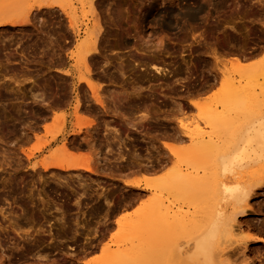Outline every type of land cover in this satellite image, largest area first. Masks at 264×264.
I'll return each mask as SVG.
<instances>
[{
	"label": "rangeland",
	"instance_id": "1",
	"mask_svg": "<svg viewBox=\"0 0 264 264\" xmlns=\"http://www.w3.org/2000/svg\"><path fill=\"white\" fill-rule=\"evenodd\" d=\"M17 1L15 2V0H2V3L0 0V12H3L0 16H10L12 14L11 17L17 20L21 16L19 20H23L24 18L25 20L28 19L27 22L29 25H27L26 27L24 26L25 29L23 28L22 32L19 27H4L0 29V38L4 37L6 40L3 49L10 54L9 64H5L3 56L0 55V70L3 69L1 67H3L4 65L8 67L7 68L5 66L8 69V71L6 72L7 74L5 73L4 76H0V103L5 102L6 104H8V106L6 105L8 109L9 106H13L10 107L11 109L17 108L16 106H18L19 101L15 100L14 91L18 87L19 90L25 94V100L21 102V108L24 110L22 116L24 117V120L26 119L25 121L28 120V125H30V123L33 124L30 125L33 130L31 132L30 130L27 132L30 135L27 140H23L24 142H21V140H17L18 142H15L17 138H21L18 137L19 134L23 133L24 130L26 131L25 126L27 127V125H25L24 128L21 129L19 127L21 125L16 124L17 129H21L19 130L20 133L18 131L11 132V127L15 121H9L8 129H11L9 130L11 133L8 132L6 141L3 140L4 144L0 142V173L4 167V164L6 165V167L7 164L11 165L7 167L8 169H11V167H16V169H11V171L13 170V173L15 171L16 173L19 171L18 175H21L20 177L22 178H19V182L17 183L19 186H22V188L19 187V192L21 191V194L23 195V197H21L22 199L20 205H22L21 207L22 209H24V212L22 213L20 209L18 210L17 208H12L11 206H8V204L6 205L4 203L2 205L0 201V264H111V253H117L118 250L129 246H118L117 244L112 243L116 239H120L122 237V230L119 232L117 226L113 223L114 218L120 213L131 210L140 201L152 197L153 193L151 194L150 191L142 189V179L144 178V176H151L152 173H154L150 170L148 171L147 167H152L153 169L155 167V170L158 171L155 172L156 174L162 173L167 175L175 172L184 175L189 174L191 177L202 176V168L205 165H208V162L202 164L200 161H197L194 158V156L196 157V154L194 153L195 150H193V146L197 139L194 138L193 142L190 139H184L185 141L179 139L180 136H182L181 133H183V130L180 129L179 126L180 124L183 125V127H185L188 131L190 130L189 132L192 133H197L198 129L202 130L201 132H203L204 134L209 132L208 128H199V124L202 121L203 114H205L206 111H209V109H212L214 104L223 101L226 97V90H224V86H222V83L224 77H227L226 75L224 77L221 76V73L224 70L228 71L230 69L229 59L232 58V56L230 55L231 52L236 54L239 53L240 56H245L246 60H244V62H246L247 65L245 68L247 72L248 70H256V72L258 70H261V72H264V34H262L264 33V25H262L261 27L262 30L260 28V30H258V27H255L256 24H254L257 19H262L261 21H263L264 4L259 3L260 0H220V2L219 0H99L98 2H100L101 4L97 8V12H99L100 14L102 26L105 27L103 28V36L105 35L104 38H106V41L103 42L106 44H104L103 42L100 43L102 46V48L100 49L101 55L95 54L94 58L88 59L86 62L90 79L99 85V94L103 99L105 105H108V111L102 114L100 113V111L98 114L97 111L95 113V111L93 110V104H91V101H89L90 99L85 100L82 97V94H84L83 91L86 90V87L83 84L77 83V79L81 75L80 72H83L85 70L82 67V64L79 63V55L77 54V44L79 39L81 38L82 33L80 34V37L75 38L73 34H71V30H67L65 32L66 27L68 28L69 22L73 24V27L77 30V32H80L81 28H84V25L90 21L91 18L89 17L90 14L88 12L90 0H60V2L62 3V9L56 10L55 13H53L54 11L50 12L49 10L48 12L47 9L45 10L44 8L38 10L35 6L40 0ZM261 1L264 2V0ZM199 7L201 11H203H198L196 15L191 16L192 13ZM16 11L18 12L17 15L15 13ZM117 11L119 13L121 11V14L118 15L119 13ZM168 11H173L176 13V15L172 16L168 13ZM116 12L118 14H116ZM242 13L247 14H244L243 16ZM117 15L121 19L117 17ZM242 16L244 18H242ZM248 17L249 19H251V22L248 21ZM238 18H240V20ZM160 20L162 21V23H164L165 21L169 22V27H167L166 29L165 27H161ZM243 20V24H239V22H242ZM113 21L117 24H114ZM136 22H138V24ZM115 25L116 27H114ZM118 26L119 29H117ZM227 26H235L237 33L234 32V34L232 32H229L231 33L229 36V30ZM54 27L56 31L54 30ZM61 27L63 29L65 28V30H63ZM60 28L62 29V31L60 32H62V34L64 32V34L66 35H62L63 37H65L64 41H61V39L63 38L60 35L61 33L59 31L57 33V29L59 30ZM117 30H120V33H118L119 36L118 34L116 35ZM52 33L55 37L52 38L53 42H55L52 45L53 47H56L54 48L55 51L53 54L51 53L52 50L50 49L52 46H49L50 44L47 38L49 36L50 38L53 37ZM201 33H203V35L205 34L206 40L204 38L200 39L199 36L201 35ZM224 33H228V36L226 34L224 35ZM225 38H227L228 40ZM42 39L44 42H41ZM159 40L162 42L159 43ZM201 40L203 41V43ZM57 42H59L58 44H61L62 47L65 46L63 47L64 50L61 46H58ZM144 43L145 45L143 46H147L145 47L146 49L142 46V44ZM56 44L58 46V51H56L57 46H54ZM135 44L136 46L137 44H139L137 48L141 47L142 49L144 48V50H150V48H152L151 45H154L153 49L155 47L156 50H154L155 52H152V54L155 53L154 55L157 58H165L164 61L162 60V63L160 64H162V66H164L166 69L168 68V71H171L172 69L173 74L171 75L169 73L168 75L167 73L168 76L164 75V77H159V75L156 74L154 70L151 69V71H149V67H147L146 69L147 73H143L145 72V70H139L136 66L130 65L133 64V60L138 58L137 55L134 56L135 52L132 47ZM158 44H160L161 47L156 46ZM41 45H43V48L41 47ZM204 46H206V48ZM131 47L132 52L130 51ZM212 48L215 49L217 53L216 61L214 60V56L212 55V53L215 52L212 50ZM157 49L160 50H158L157 52ZM0 52L3 51L0 50ZM132 53L133 55H131ZM65 55H68L69 57L68 63L65 62ZM103 55L107 59L106 64L101 60V57ZM132 58L134 59L132 60ZM119 61L124 62L122 64L125 67L124 71L126 77H124L123 79L122 77L118 76L119 73L117 70ZM191 61L194 64H192ZM163 62L165 64L167 63L168 67L167 64L165 66ZM160 64L156 65L159 66ZM21 66H26L32 69V71L30 72V74L23 75L21 72H19ZM185 67H187V69H185ZM174 69L176 70V72ZM65 70L70 71V73L72 74L71 78L64 77L62 75L63 71ZM219 75L221 76V78L219 77ZM150 76L153 78H151ZM147 77L148 79L152 80H149L148 82ZM155 77L156 79L158 78L160 80H156ZM130 78L135 80L134 84L132 82L133 80ZM72 79L77 84L75 91H73L72 85L70 84ZM245 81H242L240 85L246 86L247 84H245ZM33 83L39 84L43 86V88L39 89L38 87L33 85ZM129 83L132 84L133 87ZM79 85H83V89L79 88ZM168 85H170L171 88ZM238 85L239 84L236 83L234 87ZM134 87L140 90H136ZM259 88L260 87L257 88V86H252L250 88L255 94H257L259 98L258 103L260 101L262 102L264 99V88ZM134 89L137 92L139 91V101L137 97H134L133 95L135 92ZM161 91L164 95L161 93ZM75 94L77 95V100L79 102L77 115L82 118L79 122L81 123V125H83V128L81 129L79 134L71 133L73 124L77 122L74 111V105L76 102ZM165 94L167 95L166 98ZM124 95L125 99L123 98ZM148 95L150 96V99ZM153 95H156L155 97L157 100L154 99L155 97L151 98ZM160 95H162L163 97ZM157 96H159L161 99L163 98L166 112L170 110L168 113L165 112L163 118L166 116L165 119L167 122L171 118V122L169 121L167 123L165 121V123V119H163V121H155L154 123H151V130H153L150 132V134L147 133V130L145 132V127L147 126L146 121L140 122L141 126L140 128H138L139 130L136 131V133L135 131L133 133V130L129 128L126 130L125 128H119L117 126L118 129H121V132H118L119 135L117 138L121 139L122 142H124L119 146L117 138H115V135L112 133V129L116 126V123L114 121L115 114L112 112L114 104L125 105L129 104L132 101V104L139 102L141 104L143 103L144 105V103L146 104L148 103V101L153 100L154 102L152 101V109L153 107L155 108V115L156 118H158L161 116V114L157 112L159 108L155 107L154 105L159 106L160 103L158 101L161 99L157 98ZM113 98L114 102L112 104ZM136 100L138 102H135ZM191 100L200 103V106H198L200 109L197 107V105L199 104H197L196 106L190 105L189 101ZM175 102H178V104L176 105ZM141 104H139V108H141V110L138 109V111H133L135 113L134 115L138 117H141L145 115L144 113H146L145 110V112L142 111L144 106ZM110 105H112L113 107H109ZM166 105L168 106V108ZM46 107H48V109L44 110L46 109ZM86 108L93 112H86ZM93 113L98 116H95ZM131 114L133 115V113ZM88 121H92V126L89 128L84 127V124H86V122ZM164 124L167 125L165 126ZM141 128H143L144 130H142ZM162 128L164 131L162 130ZM165 130L167 131V133ZM141 132L143 135H140L144 136L145 138L138 135ZM167 134L170 136L167 137ZM163 136H165V138ZM171 136L174 138L178 137L176 139L180 140L181 142L175 140L174 138H171ZM169 137L171 139H169ZM163 142L177 147V158H175L163 148V144H161ZM62 144L66 145L69 152L79 157V162L82 165L89 166V168L94 171L91 173L86 172L83 169L60 171V169H57L55 167H49L46 170L41 169V164H50L53 161L52 159H54V156L56 154H59L57 150L60 151V147ZM123 145L124 149L122 148ZM145 147L146 150L144 152L142 149ZM120 149L123 150L121 151ZM5 150H7V152ZM187 150L189 153H191L189 154ZM4 151L6 152L5 154H3ZM134 152H139L140 155L136 157V155H134ZM24 153H32V156H30L28 159ZM14 154L16 155V157L14 156ZM131 154L133 155V157H129L132 156ZM119 155L126 156V159H123V161H121L122 159H117L120 158ZM163 155L168 157H164ZM170 155L173 157H170ZM183 155L185 159L183 158ZM185 155L186 157H190V159L193 158L191 159V161L190 159H188L189 161L187 160L191 165H189V163L185 161ZM188 155L194 156L191 157ZM161 156H163L164 158H162ZM3 157H8L5 158V161L8 163H6L4 159H2ZM8 159L10 161H7ZM127 159L129 161H127ZM151 159L154 160L152 161ZM163 159H166L165 164L168 160L167 164L168 162H170V165H165L164 161H162ZM16 160L19 161L16 162ZM156 160L158 161L155 165ZM192 160H194L195 163L197 162L195 166H192V162L194 163V161ZM20 161V164L23 165L21 168L19 167L20 164L18 163ZM150 161L153 163H151ZM159 161L161 163H159ZM183 162L188 163V165H185L186 163ZM199 162L200 164L198 165ZM129 163H131L130 166H134V169L133 167L127 166V164ZM157 163H159V165ZM32 164L36 165L34 169L31 168ZM136 164L138 165V167L136 166ZM160 164H163L162 167L160 166ZM157 165L159 167H157ZM17 167L19 168L17 169ZM156 167L158 169H156ZM193 167L194 171L191 170V168L193 169ZM126 168L129 172L126 170ZM160 168L163 169H161V171L159 172ZM197 168L198 172H196ZM8 169L7 172H11L10 169ZM129 169L133 170V172ZM37 170L38 174H35ZM29 172L31 173V175ZM155 173L153 175H156ZM28 174L30 176H27ZM13 178L15 179V181ZM13 178L9 176V184L7 183L8 189L9 187H11V189L13 187H16V185L14 186V184L16 183V177ZM30 178H37V180L39 178L35 185H37L38 187H43V184H45V187H43L45 189L43 191L45 192L49 188H55V190L60 188L58 189L59 191H56L58 194H61H59V196L61 197L58 198V195H56V201L58 202V199H65L68 197L66 199V209L67 213H69L70 215L67 217L62 216L65 218L63 219L60 215L61 211L57 212L56 210L55 213L52 214L55 217H50V215H47L46 210H42L43 212L41 210L36 211V209L32 206V195H29L30 193L27 194L28 189L30 190L31 188V183L29 182V180H31ZM20 179H22V181L24 180L23 183L20 182ZM10 180L12 181L10 182ZM41 180L43 182L40 184ZM133 180L140 182L139 188H132L131 186L124 184V182L126 181L133 182ZM44 181L47 182L44 183ZM64 181L66 182V184H61V182ZM11 183L14 184L10 185ZM37 183H39V185ZM24 184L26 186H24ZM54 184L58 188L55 187ZM60 184L62 186L64 185L63 187H65V189ZM67 187H69L71 191L67 189ZM61 191H64L65 193ZM70 192L74 194L71 195ZM103 192L111 194L109 195L110 198H114V196H116L114 198L115 201L113 198H111V200L115 203L116 201L119 202L117 205L123 202L118 206V208L115 207L114 210L110 211V214L108 215H110L111 217H107L108 219L106 218V220L102 218L103 215H99L101 214V212L103 213L105 209H101L100 207L103 203L104 195H101V193L103 194ZM129 192H132L131 194L135 196L129 194ZM135 192L138 193L137 196ZM66 194L68 195L66 196ZM104 194L107 195L106 193ZM112 194H114V196ZM128 194L131 195L130 198H132V196L133 198L136 197V201L133 199V201H135L133 202L131 199H129ZM198 194L199 193L196 190L191 191L186 196H176V198L172 195L163 194L161 199L166 207H170L172 212H177L183 216L188 215V220L191 218V215L198 210L197 205L201 207L203 204H207V200H202V197L200 198V194ZM42 196L43 198L45 197L44 195H41V197ZM196 197L197 199H195ZM79 200L81 201V203ZM76 201H79L78 211L76 208ZM129 201H132V203H130ZM127 202H129L130 204L126 207L123 206V204ZM249 204L250 207L252 206L251 209L247 211V214L249 216L243 218V221H241L242 219L237 220L239 226L240 223L241 226L239 227V229H237V231H235L232 238L228 241V244L226 245L227 242L223 243L222 247H220V249H223V253L225 252V257L223 256L220 259L221 262L219 264H264V243H253L247 241V246L242 244L244 243L245 238H247L248 236L259 237L264 240V198L262 196L257 197L253 200H250ZM121 206L122 208H120ZM123 207H125L126 210ZM39 208H41V206H39ZM56 208H58V205H56ZM255 209L257 210L254 211ZM93 210H97V213L96 215L94 214V217L85 216V214H90V212ZM83 212H85V214L81 215ZM99 216L104 220H101L102 224L99 220L101 219ZM18 217H20V219ZM22 218H33L34 224L32 226L30 224H24L25 222H22L24 221ZM60 218L63 222L59 220ZM84 218H86V220H84ZM64 220L70 221L71 224L65 221L66 224H64V231L59 230L60 226L63 227ZM78 220H80V222L82 221L83 225L84 221H87L85 222L86 227L85 225L83 226L82 223H80ZM98 220L100 221L101 225L98 223ZM9 221L14 222L11 223L13 227H9L11 225H9ZM77 221L83 227L79 226ZM50 222H53V226L58 229L57 231H53L52 228V233L54 232L55 234V231L58 232L56 236L54 235L56 237V240L54 239L55 241L50 235L47 234V230L52 227V224H50ZM57 222L60 223V225ZM74 222L77 223L74 224ZM95 222H97V226ZM14 224L16 225V227L14 226ZM77 224L78 226H76ZM66 226L71 227L66 228ZM73 226L76 229L79 227L81 228L75 231V228L73 229ZM94 226H96L95 230L97 229V234L93 232L94 228L92 229V227ZM15 229H17L16 231H18L19 234L18 232L13 231ZM37 229L43 230V234L37 233ZM69 229L71 230L69 231ZM104 229H106L107 231ZM188 230V227L177 230L167 238V242H162L160 246L154 245L152 248L155 250V253L152 254V258H149V263L159 264L160 260H163L164 262L162 261L160 264H165V260L167 257L166 255L170 254V247H172V245L175 243L173 247H175L176 245V248L178 247V249L172 248L173 250L176 249L174 250L175 254L172 255L173 257L171 256L172 259L170 262L167 259L168 262L166 264H187V260L185 262V259H187V254L185 255L184 252H188V247H185L186 242H188L187 239L189 238ZM101 232H103L104 234ZM98 235H100L101 237ZM57 237H60L61 239H58ZM182 243H184V246H182ZM224 244L227 247L224 246ZM240 245H244L245 249ZM181 247L183 248V250H181ZM161 256H164V258ZM223 259L226 260L224 261Z\"/></svg>",
	"mask_w": 264,
	"mask_h": 264
},
{
	"label": "bare ground",
	"instance_id": "2",
	"mask_svg": "<svg viewBox=\"0 0 264 264\" xmlns=\"http://www.w3.org/2000/svg\"><path fill=\"white\" fill-rule=\"evenodd\" d=\"M16 1L17 0H15V2ZM98 1L99 0H90L89 1V6H88L89 7V11L88 12L90 14L89 17L91 19H90V21L88 23H86L84 25V28H81L80 32H77V30L74 29L73 24H71V22H69L68 28L66 27V30H65V28L64 29L62 27L61 28L63 30H65V32L67 30H71V32H72L71 34H73V36L75 38L76 37H80V34L82 33L81 38L79 39L78 44H77V54L79 55V63L82 64V67L85 70L83 72H80L81 75L77 79V83L83 84L86 87V90L87 91L84 90L83 91L84 94H82L83 99H85V100H89L90 99L89 101H91V104H93V110L95 111V113L97 111L98 114H99V112L101 111L100 113L102 114V113L108 111V108H107L108 105L107 106L105 105L103 99L101 98V96L99 94V92H100L99 91V85L97 83L93 82L90 79L88 66L86 65V62H87L88 59L94 58L95 54H98V55L100 54V49L102 48V46H101L100 43H102L103 41L104 42L106 41V38H104L105 35L103 36V34H104V29L103 28H105V27L102 26V23H101L102 21H101L100 14H99V12H97V8L101 4ZM1 2H2V0H1ZM1 2H0V4H1ZM17 2H19V1H17ZM219 2H220V0H219ZM257 2H259V1H257ZM259 3L264 4V2H262L261 0H260ZM262 4H261V6H262ZM259 6H260V4H259ZM35 7L38 10L44 8L45 10L47 9V11L48 10L50 12L51 11H54L53 13H55L56 10H58V9L61 10L62 9V3L60 2V0H40V1L37 2V4H36ZM0 8H1V6H0ZM198 9H200V7ZM198 9L196 11H194L191 16L196 15V13L198 11H201V9L200 10H198ZM17 11L15 12L16 15L18 14ZM260 11H261V9H260ZM117 12H116V14L119 13V12L118 13ZM2 13L3 12H0V15ZM15 13H13V14H15ZM29 13H30V11H29ZM168 13L170 15H172V16L176 15V13L173 12V11H168ZM120 14H121V11H120V13L118 15H120ZM244 14H243V16H244ZM11 15L10 16H8V15L7 16H0V29H2L4 27H19V29L22 32V29L24 28V26L26 27L28 25V22H27L28 19L25 20V18H24L25 16H24L23 17L24 19L22 18L23 20H19V18L21 17L19 15L20 17L17 20V19H14L13 17H11ZM118 15H117V17H119ZM243 16H242V18H244ZM238 19L240 20V18H238ZM246 19H247V17H246ZM111 20H113V19H111ZM261 20L262 19H257L256 22L254 23V24H256L255 27L256 26L258 27V30L261 29L262 25H264L263 24L264 17H263V21H261ZM248 21L251 22V19H249V17H248ZM243 22H244V20L242 22L240 21L239 24H243ZM115 23L116 22H114V24ZM136 23L138 24V22H136ZM234 24H238V23H234ZM103 25H104V22H103ZM61 26H63V25H61ZM160 26L161 27H165V29H166L167 27H169V22L165 21L164 23H162V21L160 20ZM56 27H58V26H56ZM114 27H116V25ZM134 27H136V26H134ZM60 29L59 30L57 29V33H58V31L59 32L62 31V29L61 30ZM117 29H119V26H118ZM54 30H55V27H54ZM228 30H229L228 33L229 32H232V33L235 32V33H237V30L235 29V26H229L228 27ZM224 32H225V30H224ZM260 32H262V31H260ZM54 33H56V32H54ZM60 33H61L60 34L61 37H63L62 35L64 34V32H63V34H62V32H60ZM118 33H120V30H117L116 35ZM228 33L227 34L224 33V35L226 34L228 36ZM230 34L231 33H229V36H230ZM262 34H264V33H262ZM52 35H53V37H51V38H50L49 35H48L49 37H47L48 38V41H49V44H50L49 46H52V47L50 48L48 45L47 46L52 50L51 53L53 54L54 51H55L54 48H56V47H53V45H52L53 43H55V42H53V39H52V38H55L54 37V34L52 33ZM64 36H66V35L64 34ZM118 36H119V34H118ZM199 37H200V39L201 38H204L205 39V34L203 35V33H201V35ZM36 38H38V37H36ZM227 38H225V39H227ZM39 39H41V38H39ZM58 39H61V38H58ZM64 39H65V37H63L61 39V41H64ZM54 40H56V39H54ZM230 40H231V38H230ZM5 42H6V40H5L4 37L0 38V50L3 51V52H0V53H2L0 55L3 56V58H4L3 60L5 61V64H9V62H10L9 61L10 54L7 53L3 49V47L5 46ZM41 42H44L43 39L41 40ZM46 42H47V40H46ZM136 42H134V43H136ZM160 42H162V41L159 40V43ZM58 43L59 42H57V44ZM60 43H63V42H60ZM202 43H203V41H202ZM57 44L54 45V46H57ZM104 44H106V43H104ZM138 45L139 44H137V46H136V44H135L134 45L135 47L132 46L133 47V50L135 52L134 53L135 54L134 56L137 55L138 58H136V59H138V60L135 59L136 60V62H135V60H133L134 58H132L133 62L132 61L131 62L133 64H130V65L136 66L139 70H145V72H143V73H147L146 72V69H147V67H149L150 68L149 71H151V69L154 70L155 73L159 75V77L160 76L162 77V75L168 76L169 73L171 75L173 74L172 73L173 70L171 69L172 67L170 68L171 71H168L169 70L168 68L166 69L164 66H162V64H160V63H162V60L164 61L165 58L164 59L157 58L154 55L155 53L152 54V52H155L154 50H156L155 47L153 49V46L154 45H151L152 48H150V50L149 49L144 50V48L147 47V46H145V47L143 46V45H145V43L142 44V46L144 47L143 49L141 47L137 48ZM58 46H61V44L60 45L58 44ZM58 46H57L56 51H58ZM156 46H160V44H158ZM41 47L43 48V45H41ZM61 47H60V49H61ZM63 47H65V46H63ZM63 47H62V49H63ZM132 47H131L130 51L132 50ZM204 47L206 48V46H204ZM62 49H61V51H62ZM158 50H160V49H157V52H158ZM212 50L215 51V49H213V48H212ZM212 50H210V51H212ZM180 51H181V49H180ZM131 55H133V53ZM212 55L214 56L213 58L216 61L217 60V57H216L217 53H216V51L214 53H212ZM230 55L232 56V58H230L231 60L229 59V61H230V64H229L230 69L228 71L224 70L221 73V76L224 77L226 75V77H227V78L224 77L223 83H222V86H224L223 87L224 90H226V94H225L226 97L224 99L225 101L223 100V101H220L217 104H214V106H213L212 109H209V111H206V113L203 114L202 121L199 124L200 125L199 128H201V129L208 128L209 129V132H207L206 134H204L203 132H201L202 130H199L198 129L197 130L198 131L197 133H192V132H189L190 130L188 131L185 127H183V125L180 124V126H179L180 129L183 130V133H181L182 136H180L179 139H181V140L190 139L192 142H193V139L194 138L197 139L196 142L194 143V146H193V148H194L193 150H195L194 153L196 154V157L194 155H192V156H194V158L197 161H200L202 164L208 162L207 163L208 165H205L202 168V171H203L202 172L203 173L202 176L201 177H197V176L191 177L189 174H185L184 175V174L175 173V172L170 173V174H167V175L166 174H162V173L156 174L155 172L157 170H155V167H154V169L152 167L151 168L150 167H147L148 168V171L150 170L151 172H154L156 175H153L154 173H152L151 176H149V175L148 176H144V178L142 179V182H143L142 189L143 190L150 191L151 194L153 193L152 194V197L149 198V199L147 198V199H144V200L140 201L131 210L125 211V212L122 211L123 213L118 214L114 218L113 223L117 226V229L119 230V232L122 230V232H121L122 233V237L120 239H116L112 243L117 244L118 246H125V245H129V246H127V247H125V248H123L121 250H118L117 253L116 252H112L111 255H110V257H111V261H110L111 264H150L149 263V260H150L149 258H152V254L155 253V250L152 247L154 245L160 246L162 242H167L166 241L167 238L170 237L175 231L180 230V229H184L186 227L189 228V230H188L189 238L187 239L188 242L185 241L186 242L185 247H188V252H184L185 255L187 254V257H186L187 259H185V262L187 260V262H186L187 264H190V263L191 264H219L221 262L220 259L223 256L225 257V254H224L225 252L223 253V249H220V247H222L223 243H226V242H227L226 243V245H227L228 244V241L232 238V236L235 233V231H237V229H239V227L241 226V223H240V226H239L237 220L238 219H242L241 221H243L244 220L243 218L249 216L247 214V211H249L251 209V207H252V206L251 207L249 206L250 205L249 204V201L250 200H253V199L257 198V197H260V196H262L264 198V99H263L264 98V95H263V98H262L263 101L262 102L260 101L258 103L259 98H258L257 94H255L252 91V89H250L252 86H257V88L258 87L264 88V72H261V70H258L257 72H256V70H253V71L248 70V72H247V70H245V68L247 66L246 65V62H244V60H246L245 56H243V55L240 56L239 53L236 54V53H232V52H231ZM57 56H58V54H57ZM51 57H53V56H51ZM65 57H66L65 62L68 63V61H69L68 60V58H69L68 55H65ZM210 57H212V56H210ZM101 60L103 61V63H105V64L107 63V59H106V57L104 55L101 57ZM120 60H121V58H120ZM59 61H60V59H59ZM62 62H64V61H62ZM61 63H59V64H61ZM122 63H124V62H120L119 61V63H118V70H117L118 73H119V75L117 73L116 74L118 76L122 77V79H123L124 77H126L125 76L126 74H125V71H124L125 67L123 66ZM156 64H160L164 68H162L160 65L158 66ZM166 64H165V66H166ZM192 64H194V63L192 62ZM5 66L6 65H4L3 67H1V68H3V69H1L2 71L0 70L1 73H3V71L5 73L8 71V69H7L8 67L6 66L7 67L6 68ZM167 67H168V64H167ZM187 67H185V69H187ZM142 68H145V69H142ZM19 70H20L19 72H21L23 75L30 74V72L32 71V69H30V68H28L26 66H21ZM175 72H176V70H175ZM252 72H254V73H252ZM5 73H3V75ZM167 73H168V75H167ZM156 74H154V75H156ZM3 75L0 74V76H3ZM62 75L64 77H70V78L72 77V74L70 73L69 70L63 71ZM118 76H117V78H118ZM166 76H165V78H166ZM221 76L219 75L220 78H221ZM120 77H119V79H120ZM148 77H149V74H148ZM148 77H147V79H148ZM156 77H158V76H156ZM156 77H155V79H156ZM145 78H146V76H145ZM151 78H153V77H151ZM130 79H132V78H130ZM149 80L150 79H148V82H149ZM158 80H160V79H158ZM242 81H245V84H247V85L246 86H241L240 84H241ZM132 82L134 84L135 80H133ZM236 83H238L239 85L236 86V87H234ZM70 84L72 85L73 91H75L76 90V86H77L76 82H74V80L72 79ZM33 85H35L39 89H42L43 88V86H41L39 84H36V83H33ZM83 85L82 86L79 85V88H82L83 89ZM130 85L132 86V84H130ZM168 86H170V85H168ZM170 88H171V86H170ZM135 89H134V91H135ZM138 90H140V89H138ZM165 90H166V88H165ZM85 91H86V94H85ZM14 92H15V100L16 101H19L18 102L19 103L18 106H16L17 108L11 109L10 107H13V106H9V109H8V107H6V105H5V102H4V104L0 103V142H2V143H3V140L6 141V139H7L6 136H8L7 135L8 132L9 133H11L12 131H18L19 132V130H21L22 128H24L25 125H27V127L25 126L26 131L24 130L23 133L19 134V136L17 134V136L18 137H21V138L20 139L17 138V137H16L17 139L14 138V139H16V141L14 140L15 142H18L17 140H19V141L21 140V142H22L23 140H27L28 139V137H29L30 134H28L27 132L29 130H30V132L33 130L31 128V126H30V125H33V124L30 123V125H28L29 124V122H27L28 120L25 121L26 119L24 120V117L22 116V113H24V110L21 108V102L23 100H25L24 99L25 98V94L23 92H21L18 87H17V89ZM138 92L135 91L134 94H133L134 97H137V99L139 97L138 96V94H139ZM159 92H158V94H159ZM161 93L163 94L162 91H161ZM153 94H154V92H153ZM150 96H151V94H150ZM150 96H149V99H150ZM155 96L153 95L151 98H153ZM166 97H167V95L165 96V98ZM114 98H115V96H114ZM114 98L112 99L113 101L111 100L112 101V104L114 102ZM123 98L125 99V95L123 96ZM157 98H160V97L157 96ZM75 99H76L75 100L76 102H75V105H74V111H75V117H76L77 122H75L73 124L72 129H71V133L72 134H79V132L83 128V125H81V123L79 122L82 118L77 115V110L79 108V102L77 100V95L76 94H75ZM154 99H156V97ZM161 100H163V98ZM138 101H139V99H138ZM138 101L136 100L135 102H138ZM152 101L153 100L148 101V102L149 103L151 102V104H152ZM130 103L129 104H125V105H122V104H114V107L112 105L109 106V107H111V106L113 107L112 108V112L115 114V118H114L115 120L114 121H115L116 124L114 122L113 123L116 126H115V128L112 129V133L115 135V138L118 137V135H119L118 132L121 130V129H118V127L119 128L123 127L126 130L129 128V129L133 130V133H134V131L136 133V131L139 130L138 128H140V126H141L140 125L141 124L140 123L141 121H146L147 122V121H150V120H155V118H156L155 108L154 107H153L154 110H150V109H147L146 110V108H145L146 106H144L143 103L142 104L140 103L141 105L144 106V107L142 106L143 107V110L142 111L145 110L146 113H144L145 115L141 114L143 116L138 117V116L134 115L135 113L133 111H138V109L141 110V108H139L140 105L137 104V103H134V104L131 103L132 104L131 105ZM149 103H148V105H149ZM175 104L177 105L178 102H175ZM189 104L192 105V106H196L197 104H199V105H197V107L200 106V103H198L197 101H192V100L189 101ZM10 105H12V104H10ZM7 106H8V104H7ZM54 107H55V105H54ZM155 107H157V106H155ZM167 108H168V106H167ZM47 109H48V107H46V109H44V110H47ZM148 110H150V112ZM204 110H206V109H204ZM85 111L88 112V113L89 112H93V111L88 110L87 108H86ZM157 112L160 113L159 110H157ZM164 112H166V111L164 110ZM168 112H166V113H168ZM131 113H133V115ZM162 113H160V114H162ZM138 114H140V113H138ZM170 114H171V112H170ZM95 116H98V115H95ZM160 117L162 119V115ZM160 117H158V119ZM165 117L163 119H165ZM170 119H169V121H170ZM13 120L16 123L15 122L13 123V125L11 127L12 130L11 129H8V122L9 121L10 122L11 121L13 122ZM165 121H166V119L164 120V122ZM16 124H18V125L20 124L21 126H19V127L21 129L18 130ZM84 125H85L84 127L89 128V127L92 126V121H88ZM164 125L166 126L167 124H164ZM162 126H163V124H162ZM154 127H156V126H154ZM170 127H172V126H170ZM91 129H93V128H91ZM141 129L144 130L143 128H141ZM9 130H11V132ZM142 130H140V131H142ZM162 130H163V128H162ZM203 131H207V130H203ZM145 132H146V129H145ZM166 133H167V131H166ZM140 134H142V132L139 133L138 135H140ZM161 134H162V131H161ZM168 134H167V137L170 136ZM163 135H164V132H163ZM172 136H171V138H174ZM140 137H144V136H141L140 135ZM163 137L165 138V136H163ZM113 138H114V136H113ZM171 138L169 137V139H171ZM176 138H178V137H176ZM176 138H174V139L175 140H178ZM117 140H115V141L119 142L118 143L119 146L124 143L119 138H117ZM178 141H180V140H178ZM6 143H5V145H6ZM107 143H110V142H107ZM161 144H163V148L165 150H167L171 155H173L175 158L178 157V155H177L178 152L176 150L177 149L176 146H173V145H171L169 143H166V142H163ZM190 144H191V142H190ZM122 148L124 149V145L122 146ZM117 150H119V149H117ZM5 151L7 152V150H5ZM5 151H4L3 154L6 153ZM21 151H20V153H21ZM57 151L59 152V154H56L54 156V159H52L53 161L50 164H46V163L45 164H41V167H42L41 169L46 170L49 167H55L57 169H60V171L61 170H63V171L76 170V169H83L86 172H90V173L94 171V170L92 171L89 168V166L82 165L79 162V157H77V156L73 155L71 152H69L67 150V147H66L65 144H62L61 147H60V151L59 150H57ZM187 152H188V150H187ZM188 153H186V154H188ZM24 154L26 155V157L28 159H29L30 156H32V153H29V154L24 153ZM115 154H116V152H115ZM182 154H183V152H182ZM126 155H127V152H126ZM159 155H161V154H159ZM171 155H170V157H173ZM14 156L16 157L15 154H14ZM163 156H161V157L162 158L168 157V156H164V157ZM188 156H191V155H188ZM119 157L120 158H117V159H119V160L122 159L121 161H123V157L124 156L119 155ZM129 157H133V155L132 156H129ZM185 157H186V155H185ZM5 158H8V157H3L2 159H4V161H5ZM20 158H22V157H20ZM20 158H19V160H20ZM150 158H152V157H150ZM183 158H184V155H183ZM154 159H157V158H154ZM154 159H151V160L153 161ZM188 159H190V157H186V160L185 161L188 162L189 161ZM191 159H193V158H191ZM191 159H190V161H191ZM13 160H11V161H13ZM19 160H16V162L19 161ZM165 160L166 159H163L162 160V161H164V164H165ZM7 161H10V160L8 159ZM127 161H129V160L127 159ZM157 161L158 160L155 161V165H156V162ZM167 161H166V164H167ZM192 161H194V160H192ZM5 162H3V163H5ZM125 162H123V163H125ZM186 162H183V163H186ZM200 162L198 163V165L200 164ZM6 163H8V162H6ZM18 163L20 164L21 161L18 162ZM151 163H153V162H151ZM159 163H161V162L159 161ZM159 163H157V164L159 165ZM169 163L170 162H168V164ZM188 163H189V165H191L190 162H188ZM188 163H186L185 165H188ZM196 163H195V161H194V163L192 162V164H193L192 166H195ZM130 164H127V165L130 166ZM158 165H157V167H159ZM162 165L160 164L161 167H162ZM4 166L5 167H3V166L2 167L4 169H6L8 166H11V165H8L7 164V167H6V165L4 164ZM13 166H15V165H13ZM22 166L23 165L20 164L19 167L21 168ZM35 166H36L35 164H32L31 168L34 169ZM136 166L138 167L137 164H136ZM19 167H17V169ZM118 167H120V166H118ZM130 167H133V169H134V166L133 165L130 166ZM157 167H156V169H158ZM188 167H190V166H188ZM196 167H198V166H196ZM12 168H14V167H11V169ZM121 168H122V166H121ZM123 168H125V167H123ZM199 168H200V166H199ZM0 169H1V167H0ZM7 169H6V171H7ZM11 169H10V171H11ZM14 169H16V167ZM161 169H163V168H160L159 172L161 171ZM126 170H127V168H126ZM191 170L194 171V167H193V169L191 168ZM130 171L133 172V170H130ZM172 171H173V169H172ZM18 172H17V174H18ZM37 172H38V170L36 171L35 174H38ZM151 172H150V174H151ZM196 172H198V168H197V171ZM6 173L7 172H5V174H4L5 176H6ZM0 175H1V173H0ZM30 175H31V173H30ZM30 175L28 174L27 176H30ZM2 177H4V176L2 175ZM10 177H11V174H10ZM37 177H39V176H37ZM54 177H53V179H54ZM12 178H13V176H12ZM20 178H22V177H20ZM30 179L31 180H29V182L31 183L30 186L32 188V187H34L35 183L39 180V178H38V180H37V178H35V179L30 178ZM20 180H21L20 182L23 183L24 180L23 181H22V179H20ZM3 181H2V179H0V185L3 188L2 190H4V187H5L4 186L5 185L4 183L5 182L8 181L7 183L9 184V178L5 182H3ZM11 181L12 180H10V182ZM14 181H15V179H14ZM42 182L43 181L41 180L40 184ZM46 182L47 181H44V183H46ZM16 183L15 184L13 183L14 186L16 185ZM62 183L64 185L66 184L65 181L64 182H61V184ZM13 184L11 183L10 185H13ZM37 184L39 185V183H37ZM85 184H84V186H85ZM124 184H126L128 186H131L132 188H139L140 187V182L139 181H134V180H133V182H127L126 181V182H124ZM24 186H26V185L24 184ZM54 186H55V184H54ZM39 187H40V189H37L36 190L37 191L36 192L37 193L36 196L38 197V201H39L38 203L41 204V209L40 210L41 211L42 210L45 211V209L48 207V203H49L47 200H45L46 199L45 198L46 195H45V192L43 191V190H45L43 188V187H45V184H43V187H41V186H39ZM55 187H57V186H55ZM9 188H11V187H9ZM13 188L15 189V187H13ZM31 188L27 192V194L30 193L29 195L32 194V189ZM36 188H38V187H36ZM63 188L65 189V187H63ZM17 189H19V188H17ZM58 189H60V188H58ZM58 189H56V190L59 191ZM67 189H69V187H67ZM2 190H0V191H2ZM5 190H4V192H5ZM56 190L54 188L55 194L58 195V193H57ZM139 190H141V189H139ZM194 190H196L200 194V198L202 197V200H204V199L207 200V204H203L201 207L197 205L198 210L195 213H193L191 215V218L188 219V220H187L188 215L187 216H183V215H181V214H179L177 212H172L171 209H170V207H166L164 205L162 199H161V197H162L163 194L172 195V196H175V198H176V196L177 197H179V196H186L187 194H189L191 191H194ZM4 192H2V193L4 194ZM61 192L65 193L64 191H61ZM107 192H103V194L101 193V195L102 196L104 195V197H103V203L101 201L102 206H100V207H101V209H104V208L105 209H104V212L103 213L101 212V214H99L101 216L103 215L102 218L105 219V220H106L107 217L110 216V215H108V214H110V211L114 210L115 207L118 208V206L123 203L122 202L119 205H117L119 202H117V201H116V203L113 202L111 200V198H113V197L110 198L109 195H111V194H107ZM6 193H8V192H6ZM6 193H5V195H6ZM67 193H68V191H67ZM104 193H106L110 199ZM127 193H126V195H127ZM131 193L129 192V194H131ZM142 193H140V194H142ZM72 194H74V193H71V195ZM129 194H128L129 199H131L132 201H133V199L134 200L136 199V197L133 198V196H135V195L131 194L133 196H132V198H130L131 195H129ZM41 195H44L45 196L44 197L45 199L43 198V196L41 197ZM67 195L68 194H66V196ZM112 195L114 196V194H112ZM137 195H138V193H136V196ZM62 196H63V194H62ZM59 197H61V196H58V198ZM115 197L116 196H114V198ZM128 197H127V199H128ZM6 198H8V197H6ZM6 198H4V199H6ZM13 198H15V197H13ZM67 198H65V199H67ZM4 199H2L3 200V203H4V201H6ZM195 199H197V197ZM114 201H115V199H114ZM132 201L131 202L129 201V202L132 203ZM135 201H133V202H135ZM7 202H9V201H7ZM15 202H17V203L19 202L20 203L21 201H16V199H13L12 201H10V205L8 204V206H11L12 207V205H15L16 204ZM78 202L77 201L75 202L76 203V206H77L76 207L77 208V211L79 210V203ZM120 202H121V200H120ZM129 202L124 203L123 206H125V207L128 206L130 204ZM1 203H2V201H1ZM3 203H2V205H3ZM19 203H18V207H20L19 206L20 205ZM80 203H81V201H80ZM15 207H17V206L15 205ZM125 207H123V208L125 209ZM255 207H258V206H255ZM21 208H20V211L23 213L24 212V209H21ZM58 208H55V211L56 210H57V212L58 211H61V206H58ZM120 208H122V206ZM252 209H254V208H252ZM256 210L257 209H255L254 211H256ZM36 211H37V209H36ZM0 212H1V210H0ZM98 212H99V210H98ZM116 212H117V210H116ZM60 215H61V218L65 219L64 217H62L63 216V212L62 211H61V214ZM81 215H84V214L82 213ZM112 215H113V212H112ZM18 218L20 219V217H18ZM61 218L59 219L60 221H61ZM102 218L99 219V220L100 221L101 220L104 221ZM23 220L24 221H22V222H25L24 224H28V225L30 224L31 226L34 224V219L33 218H31V219L25 218ZM80 220H78V221L80 222ZM84 220H86V218H84ZM99 220H98V223L100 224V221ZM65 221L66 220H64L63 227L60 226L59 230H63L64 231V224H66ZM102 221H101V224H102ZM245 221H246V219H245ZM61 222H63V221H61ZM66 222H69L71 224V222L68 221V220ZM79 222H78L79 226H82L83 225L82 221L80 222V223H82V225H80ZM85 222H87V221H84V225H85ZM11 223H14V222H10L9 221V225ZM76 223L74 222V224H76ZM95 223H96V226H97V222H95ZM15 224H14V226L16 227ZM58 224L60 225V223H58ZM78 224L76 226H78ZM71 226H69V227H71ZM74 226H73V229L75 228ZM96 226L92 227V229L94 228L93 232L95 234H97L96 233L97 232L96 231L97 229L95 230ZM9 227H13L12 224ZM17 227H18V224H17ZM69 227L66 226V228H69ZM85 227H86V225H85ZM52 228H53V226L50 229L47 230L48 231L47 234L50 235L53 238V240L54 239L56 240V237L55 236H56V234H58V232H56L58 229L56 228L55 234H51ZM61 228H63V229H61ZM80 228L81 227H79L77 229H80ZM104 228H106V227H104ZM77 229L75 228V231H77ZM16 230L17 229H15L13 231H16ZM70 230L71 229H69V231ZM104 230H106V229H104ZM36 231H37V233H40V234L41 233L43 234V232H44L43 230H40V229H37ZM106 231H103V232H106ZM16 232H18V231H16ZM103 232H101V233H103ZM123 233H124V235H123ZM18 234H19V232H18ZM100 235H98V236H100ZM60 236H61V234H60ZM51 237H50V239H51ZM247 241H250V242H253V243H256V242H258V243H261V242L264 243L263 242L264 241L263 239H261L259 237H255V236H248L247 238H245L244 243H242V244H244L245 246H247ZM174 244L172 245V247H170V250H169L170 251L169 253L171 255L170 254H169L170 256L169 255H166L167 256L166 257V260H165L166 263L168 262L167 259L169 260V262L171 261V259H172L171 256L175 254V251L174 250L178 249V247L176 248V245H175V247H173ZM226 245L224 244V246H226ZM244 245H240V246H243L242 248L245 249V246ZM182 246H184V243H182ZM172 248H176V249L173 250ZM171 249H172V251H171ZM181 250H183L182 247H181ZM176 252H178V251H176ZM161 257L164 258V256H161ZM223 260L225 261L226 259H223ZM162 261L163 260H160V263ZM86 262H88V261H86Z\"/></svg>",
	"mask_w": 264,
	"mask_h": 264
},
{
	"label": "flooded vegetation",
	"instance_id": "3",
	"mask_svg": "<svg viewBox=\"0 0 264 264\" xmlns=\"http://www.w3.org/2000/svg\"><path fill=\"white\" fill-rule=\"evenodd\" d=\"M5 73V72H4ZM1 75H3V73H1ZM4 76V75H3ZM162 76H164V75H162ZM5 79H6V77H5ZM161 90H163V89H161ZM152 92V91H151ZM160 96H162V95H160ZM159 103H160V105L159 106H157V108H159V111H160V113H162L161 115H162V119H161V117L158 119V118H155V120H150V121H147L146 123H147V126L145 127V129L148 131L147 133L148 134H150V132H151V124L150 123H154V121H163V115H165V112H164V110L166 111V108H165V104H164V101L163 100H159L158 101ZM149 103V102H148ZM148 103L145 105L144 104V106H146L145 108H146V110L147 109H150V110H153L152 109V105L153 104H151V102L149 103V105H148ZM2 104H4V103H2ZM134 104V103H133ZM137 104H140V103H137ZM5 105H7L6 103H5ZM132 105V104H131ZM154 106H156V105H154ZM151 107V108H150ZM161 107H163V108H161ZM150 110H148L149 112H150ZM163 110V111H162ZM152 112V111H151ZM150 127V128H149ZM121 128H123V127H121ZM149 128V129H148ZM137 149H140V148H137ZM136 149V150H137ZM144 152H145V150H146V147L145 148H143L142 149ZM134 155H136V156H138V155H140V153L139 152H135V154ZM123 159H126V156H124L123 157ZM130 164V163H129ZM131 165V164H130ZM127 166H129V165H127ZM5 167V166H4ZM3 172V173H2ZM5 172H7L6 171V169H4L3 168V170L1 171V176H0V179H2V181L3 182H5V181H7L8 180V178H9V176H10V174H11V177L13 176V177H17L16 178V182H19V178H20V176L15 172V173H10V172H7L6 173V176L8 177H6L4 174H5ZM8 174V175H7ZM2 175L4 176V177H2ZM2 177V178H1ZM5 185V187H4V190H5V192H4V190H2L3 188H2V186H1V188H0V190H2V191H0V200L2 201V203H3V200L2 199H4V198H6V197H8V198H6V199H4V200H6V201H4V204H9L10 205V201H12L13 199H16V201H21V197H23V195L21 194V191L19 192V189H17V188H19V185L16 183V187H15V189L13 188V189H11V188H7V182H5L4 183ZM36 187H38L37 185H34V187H32L31 189H32V200H33V203H32V206L35 208V209H37V210H40L41 208H39V206H41V204H39L38 202V197L36 196V190L37 189H40L39 187L38 188H36ZM20 188H22V186H20ZM13 192H11V191ZM29 190V189H28ZM2 192H4V194L2 193ZM6 192H8V193H6ZM16 192V193H15ZM45 192V191H44ZM5 193H6V195H5ZM15 193V194H14ZM45 194H46V199L45 200H47L49 203H48V207L45 209L46 211H47V215H50V217H55V216H53L52 214H54L55 213V208H56V205H58V206H61V211L63 212V216L64 217H67V216H69L70 214L69 213H67V209H66V206H67V200L66 199H63V198H61V199H58V202L56 201V194H55V192H54V188H49L48 190H46V192H45ZM55 194V195H54ZM4 196V197H3ZM58 196H59V194H58ZM13 197H15V198H13ZM7 201H9V202H7ZM16 204V206L17 207H15V205H12V207L13 208H17V209H20L21 208V205H19L20 207H18V203L17 202H15ZM61 203H63V204H61ZM20 204V203H19ZM71 205V204H70ZM22 209V208H21ZM64 210V211H63ZM96 213H97V211L96 210H93V211H91L90 212V214H85V212H83V214H85V216H87V217H94V214L96 215ZM50 224H52V226L54 225V223L53 222H50ZM54 230H56V227H54L53 226V231ZM51 234H54V233H52L51 232Z\"/></svg>",
	"mask_w": 264,
	"mask_h": 264
}]
</instances>
